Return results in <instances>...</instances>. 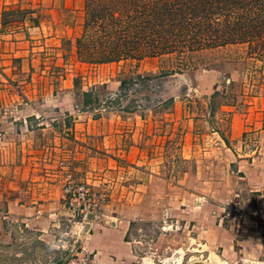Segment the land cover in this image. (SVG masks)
<instances>
[{"label":"rangeland","instance_id":"obj_1","mask_svg":"<svg viewBox=\"0 0 264 264\" xmlns=\"http://www.w3.org/2000/svg\"><path fill=\"white\" fill-rule=\"evenodd\" d=\"M85 2L0 0V121L8 125L0 122V154H14L8 162L0 155L1 186L37 200L42 191L33 185L47 183L46 191L65 202L67 183L83 184L102 199V217L114 179L137 185L146 173L174 185L182 173L202 172L215 161L220 149L207 140L216 137V145L229 147L225 132L234 115L247 121L243 138L250 134L246 128L264 127V57L248 43L90 63L77 44ZM211 172L208 185L217 188L223 177ZM163 213L147 211L133 222V264H171L170 249H187L186 235L161 230L162 220L171 219ZM73 220L53 232L55 245L31 225L5 223L13 240L0 243V264H52L62 253L57 246L77 235ZM216 258L206 264H221Z\"/></svg>","mask_w":264,"mask_h":264},{"label":"crops","instance_id":"obj_2","mask_svg":"<svg viewBox=\"0 0 264 264\" xmlns=\"http://www.w3.org/2000/svg\"><path fill=\"white\" fill-rule=\"evenodd\" d=\"M27 29L31 31L30 26ZM27 29L23 25L18 27L21 31ZM0 122L2 128L8 126L3 120ZM243 122H237L234 115L225 132L229 147L216 145V137L207 140L209 145L206 146L220 149L215 161L203 167L202 172L182 173L174 185L150 179L152 176L146 173L143 183L137 185H120L118 179H114L113 186L106 189L109 199L103 207V216L89 229L73 220L62 195L52 196L51 191H46L50 189L47 183L33 185V189L39 186L38 191H42L38 201L33 197L31 200L21 198V192L0 185V243L9 244L13 240L5 223H22L39 232L42 241L55 245L53 232L61 221L73 220L77 226L76 237L67 246L63 242L57 246L62 249V263L74 249L83 247L89 251L90 264H133L136 243L130 238L133 222L135 219L143 221L147 211L156 213L162 209L163 216L170 213L171 219L162 220L161 230H171L173 237L186 235L188 244L181 254L179 248L170 249L171 264H189L192 262L189 258L206 264V260L214 256L221 264H264V127L254 124L246 128L250 134L243 138L242 133L239 134L245 126ZM203 154L205 157L206 152ZM0 155L1 162L14 160L12 153ZM231 166L230 174L228 167ZM212 169L223 177V183L217 188L208 185L212 182ZM226 209L234 212L229 210V214ZM181 212H185L184 215Z\"/></svg>","mask_w":264,"mask_h":264},{"label":"trees","instance_id":"obj_3","mask_svg":"<svg viewBox=\"0 0 264 264\" xmlns=\"http://www.w3.org/2000/svg\"><path fill=\"white\" fill-rule=\"evenodd\" d=\"M85 3V29L77 44L79 54L90 63L141 60L238 43H248L264 57V0H86ZM124 86L123 82L120 87ZM62 261L57 256L52 264Z\"/></svg>","mask_w":264,"mask_h":264},{"label":"built area","instance_id":"obj_4","mask_svg":"<svg viewBox=\"0 0 264 264\" xmlns=\"http://www.w3.org/2000/svg\"><path fill=\"white\" fill-rule=\"evenodd\" d=\"M64 192V203L74 217L80 219L79 223L82 228L89 229L93 223L100 220L99 210L102 199L95 200V195L85 185L68 182ZM90 262L89 251L80 247L62 264H90Z\"/></svg>","mask_w":264,"mask_h":264},{"label":"bare ground","instance_id":"obj_5","mask_svg":"<svg viewBox=\"0 0 264 264\" xmlns=\"http://www.w3.org/2000/svg\"><path fill=\"white\" fill-rule=\"evenodd\" d=\"M217 259V258H216ZM215 261V260H214ZM217 261V260H216Z\"/></svg>","mask_w":264,"mask_h":264}]
</instances>
